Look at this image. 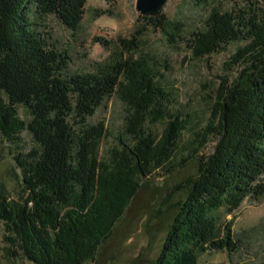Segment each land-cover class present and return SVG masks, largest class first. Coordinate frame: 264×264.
Instances as JSON below:
<instances>
[{
    "label": "trees",
    "instance_id": "1",
    "mask_svg": "<svg viewBox=\"0 0 264 264\" xmlns=\"http://www.w3.org/2000/svg\"><path fill=\"white\" fill-rule=\"evenodd\" d=\"M85 3L0 0V137L13 142L27 132L36 145L13 158L25 198L12 207L0 195V221L11 254L30 264H95L143 182L187 163L176 157L188 122L166 112L169 94L149 62L135 58V37L118 41L128 58L120 53L94 73L68 75V52L51 47L37 32L34 21L53 16L74 36ZM255 3L257 10L212 12L189 39L195 59L240 46L224 64L209 122L187 157L198 159L197 174L173 188L188 194L149 264H198L199 255L238 250L232 221L216 236L217 213H231L245 198L262 194L264 0ZM142 20L165 34L172 27L160 13ZM114 95L127 109L128 141L120 140L110 161L101 164L96 152L103 126L90 127L87 120ZM156 123L158 132L150 127ZM210 139L212 152L200 156Z\"/></svg>",
    "mask_w": 264,
    "mask_h": 264
},
{
    "label": "rangeland",
    "instance_id": "2",
    "mask_svg": "<svg viewBox=\"0 0 264 264\" xmlns=\"http://www.w3.org/2000/svg\"><path fill=\"white\" fill-rule=\"evenodd\" d=\"M135 4L136 0L114 3L86 0L83 18L74 36L53 16L34 21L37 32L51 47L68 52V75L94 73L118 58L120 53L128 58L129 54L123 52L118 41L135 37L139 46L135 58L142 57L149 62L169 94L166 112L179 114L188 122L176 157L177 162L187 163L170 174L155 173L143 182L111 237L99 249L95 264H149L158 257L178 206L188 194L185 189L174 192L173 188L197 174L198 159L188 161L187 157L209 122L219 77L226 75L224 64L240 46L239 43L231 44L223 53L195 59L188 47L189 39L204 27V21L212 12L261 7L255 0H168L159 12L172 25L165 34L142 20L144 17L137 13ZM18 113L23 121L29 120L23 108ZM126 114L125 104L114 95L87 120L90 127L103 126L96 152L98 163H108L112 152L118 150L119 141H128L124 134ZM150 127L158 132L161 125L156 123ZM213 145L214 141L210 139L199 155L210 154ZM34 148L36 145L27 132H22L13 142L0 137V195L12 207L21 205L25 198L20 170L13 158ZM259 184L263 190L260 196L245 198L231 213L224 209L217 213L216 236L221 235L225 222L232 221L234 238L240 242L239 249L231 253L199 255L198 264L264 263V175ZM5 236L0 221V264H30L11 254L12 248Z\"/></svg>",
    "mask_w": 264,
    "mask_h": 264
},
{
    "label": "water",
    "instance_id": "3",
    "mask_svg": "<svg viewBox=\"0 0 264 264\" xmlns=\"http://www.w3.org/2000/svg\"><path fill=\"white\" fill-rule=\"evenodd\" d=\"M168 0H136L135 10L142 17H156Z\"/></svg>",
    "mask_w": 264,
    "mask_h": 264
}]
</instances>
